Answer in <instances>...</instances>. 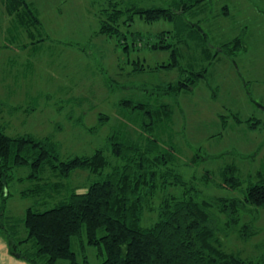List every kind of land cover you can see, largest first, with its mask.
<instances>
[{
  "label": "rangeland",
  "instance_id": "obj_1",
  "mask_svg": "<svg viewBox=\"0 0 264 264\" xmlns=\"http://www.w3.org/2000/svg\"><path fill=\"white\" fill-rule=\"evenodd\" d=\"M107 1L27 0L30 10L41 20L40 28L32 27L34 41L42 37L47 40L24 48V43L32 39L25 32L10 42L13 39L9 27L13 21L6 11L7 0H0V124L5 132L13 137H52L59 143L63 159L92 155L98 149L112 158V135L146 142L153 135L159 138L162 149L168 145L176 147V159L169 166L180 172L188 187H194L191 190L198 192V200L242 198L251 183L264 182V0H207L180 13L173 21L148 22L136 14L128 31L129 40L135 39L133 33L142 38L137 37V44L128 51L117 38L98 32L99 13ZM118 1L128 6L170 4L176 8L180 2ZM245 7L251 9L249 15ZM163 34L171 48L152 49L145 44L163 41ZM241 34L249 36L248 51L242 49L229 56L219 50L221 44ZM173 50L179 65L157 67L173 62ZM142 66V71H135ZM202 72L206 75L194 74ZM194 79L192 88L172 94L164 91L169 84H190ZM124 99L168 103L173 111L170 124L160 127V123L145 132L142 114H130L120 104ZM102 114L109 118L100 125ZM252 117L263 123L252 128ZM31 172V166L15 167L5 207L0 200V264H33L14 255L8 240L11 237L17 243L29 235L25 214L28 207L38 204L34 196L21 192L36 180L20 178ZM226 173L240 178L241 185L236 189L225 185ZM45 177L58 180L49 173ZM98 179L99 176L78 169L63 181L81 191ZM184 189L170 186L159 190L147 205L142 225L148 226L157 219L164 195L180 196ZM57 201L37 208L48 209ZM253 208L242 216L243 222L253 220L259 230L250 239H242L236 229L228 228L225 214L216 208L211 211L222 248L259 261L264 258V207ZM82 233L72 240L80 264H85L84 257L89 264H100L105 256L99 246L87 243L85 228ZM56 264L69 261L62 259Z\"/></svg>",
  "mask_w": 264,
  "mask_h": 264
},
{
  "label": "trees",
  "instance_id": "obj_2",
  "mask_svg": "<svg viewBox=\"0 0 264 264\" xmlns=\"http://www.w3.org/2000/svg\"><path fill=\"white\" fill-rule=\"evenodd\" d=\"M205 1L207 0H180L176 8L170 4L167 7L128 6L122 1L108 0L99 13L98 32L117 38L122 48L128 51L131 45L137 44V37L142 38L137 32L132 36L135 39L129 40L128 31L134 24V15L137 14L148 22L160 19L173 21L180 13ZM7 3L6 9L12 17L11 22L13 21L9 27V36L13 39L10 40L11 43L21 36L20 33H27L32 39L30 43H24V48L47 40V37H42L34 41L36 35L32 27L40 28L41 20L30 10L27 0H7ZM163 36V41H147L145 44L152 49L171 48L172 44L166 42V36ZM221 45L219 50L229 56L247 46L242 34ZM172 55L173 62L157 67L178 66L175 50ZM143 69L142 66L135 68V71ZM194 74L206 75L203 72ZM195 84L196 79L190 84L180 81L177 85H167L164 91L172 94L185 87L192 88ZM120 104L130 114H142L141 126L145 132L152 130L155 125L160 126V123L163 124L160 127L170 124L172 119L173 111L168 103L157 105L124 99ZM108 118V115L102 114L100 125ZM237 119L241 122L238 117ZM261 123L263 120L260 118L249 119L252 128H257ZM110 144L112 158L98 149L92 155L63 159L59 143L52 137L38 138L32 134L13 137L0 124L2 207H5L10 195L9 183L14 178L11 172L20 166L32 168V172L20 180H36L32 187L21 192L22 195L34 196L38 205L58 200L52 207L44 210H39L38 205L28 207L24 218L28 237L17 243L8 237L14 255L33 264H56L62 259L69 261V264H80L72 249V240L74 237H81L85 228L87 243L99 246L101 254L105 256L100 264H264V258L254 261L224 250L218 235L219 228L211 211L216 208L225 214L228 228L236 229L242 239H250L259 230L253 220L243 222L242 216L248 210L254 211L253 207H264V182L251 183L242 198L198 200V192L192 193L191 190L194 187H188L180 172L169 166L176 159L174 145L162 149L159 138L153 135L148 136L146 142L138 138L123 139L117 134L111 136ZM78 169L87 170L100 179L81 191L78 186H71L63 181ZM47 173L58 180L48 179L50 177H45ZM241 183L240 178L226 173L225 185L236 189ZM170 186H184L186 189L180 196L164 195L157 219L148 226L142 225L148 203L153 201L159 190H167ZM1 214L3 217L4 213ZM1 225L4 226V223ZM18 245L23 248L18 249ZM84 261L89 264L86 257Z\"/></svg>",
  "mask_w": 264,
  "mask_h": 264
},
{
  "label": "crops",
  "instance_id": "obj_3",
  "mask_svg": "<svg viewBox=\"0 0 264 264\" xmlns=\"http://www.w3.org/2000/svg\"><path fill=\"white\" fill-rule=\"evenodd\" d=\"M6 11H7V9H6ZM244 11L246 12V15H249L250 13H251V9L250 8H244ZM8 13V12H7ZM245 26H247V25H245ZM244 39H245V42H246V48L244 49V50H249V47L251 46V44L249 43V36L246 34V36H244ZM13 43H14V41H13Z\"/></svg>",
  "mask_w": 264,
  "mask_h": 264
}]
</instances>
